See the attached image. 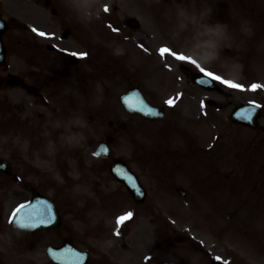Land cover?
<instances>
[{
    "label": "rangeland",
    "instance_id": "1",
    "mask_svg": "<svg viewBox=\"0 0 264 264\" xmlns=\"http://www.w3.org/2000/svg\"><path fill=\"white\" fill-rule=\"evenodd\" d=\"M110 1L113 0H102V3L107 4L110 3ZM116 1L117 4H115V6L117 11L115 10V14H117L118 20L122 18L127 11L128 13L135 12V14H137L135 0ZM253 1V3L248 4L247 0H203L204 3L210 4L214 9L213 21L218 20L220 22L228 23L239 44H247L250 42V39L253 38L258 41V43H253L255 47L254 52L247 51L252 52V54L250 53L248 55V58L251 59V64L243 62V60L240 59V62L244 64V79L238 84L241 85L242 88L232 89L217 82L219 86H222V92L225 93L223 95L225 96L226 101L232 103L254 101L255 103L263 105V70H260L258 67L264 69V67H261L264 63V50L262 51L264 48V29H258L255 26V29L253 30L254 35L250 38L242 36L239 31L240 21L244 19L240 14L242 8L249 7L252 12L254 7L256 9V15L264 16V0ZM25 3H29V1L0 0V4L8 15L15 13L17 10L21 18L24 19L23 22L20 21L19 18L17 19L13 16L15 22L10 35L14 38V43L9 49L11 52L10 71L14 73L17 72L19 67L25 66V57H27L25 53L26 35L24 33L25 30L22 29V27L25 25L31 26L39 32L43 29H47L49 32L52 31L51 22L53 20L48 18V21L45 22L47 19L45 18L44 10L38 11L37 9H34V11H32L31 9L33 8L29 5L23 6ZM10 4H15L16 7L9 8ZM138 4L142 5L148 12L152 13L156 26L152 21H149L147 17H141L142 28L136 32L129 31L125 25H119L116 21L115 23L113 22L114 25H117L120 29L119 34L116 35L119 42L118 46L115 45L116 39L114 37L112 39L108 37V41H105V37H100L99 39L94 36L95 38L91 37L93 40L87 36L79 37V32L82 31H80L81 29L78 26H72V36L64 38L62 33L65 26L71 25L70 22L61 23V28H57V34L60 36V39H57L56 37H46V40L35 39L42 42V45H58V48L61 50L60 52L54 50V54H52L54 57L52 58H48L47 55L48 67L52 74L58 75L60 69L67 65V54L75 53L81 57L82 54H87L86 57L82 58V65L80 68L72 70V73H66L63 76L67 80L73 79V84H67L69 87L66 88L64 92L79 97V102L76 101L79 105V110L86 114L89 123L94 130L93 136L95 138H101L102 135L104 136L105 134L112 133L107 126L108 121L115 123L124 121L128 124L126 130L119 131L117 134L118 143L116 151L119 153L118 155L123 159H126L127 162L132 165L143 180V184L151 191L153 196L159 198L161 197L159 191L162 189L173 190L174 187L172 186V183L182 186L193 185L192 180L186 179V176L182 175V173H171V167L166 164L164 158H162V163L165 161L164 167H169L167 174L172 177L169 179L164 177L162 179L160 178L161 175L167 176L166 170L160 166V159H158L160 153L166 152L165 143L170 142L172 144L167 148L169 154L170 152L184 153L183 149H185L187 157L190 159L192 158V154L190 153L189 148L183 144L184 141L181 136L183 135V132L181 131H193L192 128L195 127L194 130H199L201 132L200 136L194 132L195 138L197 137L199 140L206 138L209 135H212L213 139H215L216 135L219 137L220 132L221 134L230 137L232 140L231 128H235L231 126V123L228 122L226 118V114L230 107L227 110L225 109L226 111H224V113H220L218 110L216 111V109H210L208 107L209 109H207V111H211L212 113L209 114L208 118H205V122L201 123V121H195L196 117L200 115L198 102L201 103L200 100L204 99L203 96L217 99L220 98V94L215 91H199L192 87L190 79L187 77L188 73L191 71H200L199 68L191 63L181 62L175 58L176 55H184L182 50L186 46V42L191 38L192 31L181 27V21L177 15H172L166 18L164 16V10L161 7H156V4H153L150 0H138ZM71 18L80 21V17H77L74 14ZM114 19L116 18L113 13L110 16L99 15V18H92V21L95 23L97 21V25H104L105 21L109 20L112 22ZM263 19L264 18L262 17L260 25L263 24ZM254 23L252 22V26H254ZM99 28L101 30L100 34H103L104 32L106 34L109 33L107 28ZM93 29L94 28L90 27V31L85 29L84 32L92 33ZM26 30L29 32V29ZM28 34L31 35L30 32ZM177 37H179V39ZM90 39L91 41L89 42ZM17 40H21L22 43H19ZM106 46H108L111 51L102 50L101 52L100 49H104ZM162 48L169 49V52L161 55L160 50ZM238 50L237 53V47H235L230 49L227 54L223 52L222 55H229L228 57L238 56L241 58L243 55V53L240 52L242 51L241 46L238 47ZM53 63H55V65H53ZM182 66H185L188 70L182 69ZM94 73L95 79L93 80V84L96 88L95 95L93 99L90 98L89 101L86 102L85 94L81 91L83 89L78 86L75 77L82 79H86L84 77L91 78ZM110 74H112V76H110ZM171 83L173 85L168 87L167 85ZM253 84H258L260 87L253 91L251 89ZM133 86L140 87L152 103L157 105L166 104L170 107L168 116L164 121L147 122L139 117H130L124 112L118 101L119 96ZM237 90H240L241 92H238ZM92 95L93 91L91 93V96ZM170 100L173 101L172 105H169L168 103ZM65 102H69V100H65ZM65 102L63 103L64 107L66 106ZM192 121H195V124H193ZM198 122L199 124L197 125L196 123ZM263 123L264 116L262 117V124ZM185 124L188 128H185ZM223 125L226 127L223 128ZM214 126H216V128ZM221 127L223 129H221ZM173 129L175 130L172 131ZM2 131L3 130H0V156L7 154V148L9 146L8 136L3 134ZM177 131L179 135L176 133ZM194 134H190L189 132L191 137H193ZM211 141V138H206L204 142L207 144ZM24 145L26 144L24 143ZM26 148L27 146L23 147V153H25ZM173 161L174 160H172V162ZM182 161L183 160L178 162ZM92 162L94 167L101 166L103 168L105 166L95 160ZM53 166L52 163L48 162L39 167L48 171ZM194 166V163H192L193 170L195 169ZM17 169L22 170L23 167H18ZM103 173H105V175L107 173L104 168ZM199 173H201V171H199ZM190 174L193 173L190 172ZM88 178L89 180L85 184L83 190L84 200L82 204H84L85 201L90 200L88 205L92 210V207L93 209H96L101 206L98 196L99 192L104 193L107 190L117 188L118 185L113 181H111V185L107 183L106 180L110 179L108 174L106 175V180L104 179L101 182H98L91 173L88 175ZM24 198V194L9 196L7 202L4 203V219L8 210L17 201ZM165 202L166 203L161 202L164 209L170 204L168 201ZM159 215L165 217V220H160L159 223L157 222L156 224L155 222H152V215H147L145 213L137 214L134 222L132 221L133 223L129 224L127 228L123 230V237L128 230L130 233L126 238H132V235L137 233L140 227H143V230L147 232L149 237H176L171 224L168 228L165 227V224L167 223V214ZM108 216L111 215L108 214ZM112 216L114 217V215ZM182 216H184V214H182ZM188 216L190 217V220L187 222H185V219L180 216L179 218L181 220H175V226L173 227L177 231H189L193 234L196 230L193 226L197 220L195 215ZM157 228L158 230H156Z\"/></svg>",
    "mask_w": 264,
    "mask_h": 264
},
{
    "label": "flooded vegetation",
    "instance_id": "2",
    "mask_svg": "<svg viewBox=\"0 0 264 264\" xmlns=\"http://www.w3.org/2000/svg\"><path fill=\"white\" fill-rule=\"evenodd\" d=\"M28 88V87H27ZM31 89V88H29ZM45 102V99H40ZM38 117L41 120V113H38ZM30 123H33L31 120ZM42 124L38 125V129L41 128ZM32 129L35 127L31 126ZM38 138V135L36 136ZM36 195H43L44 190H33ZM260 191V190H258ZM48 192V191H46ZM55 193L51 191V194ZM174 199L175 196H170ZM203 201L206 204L202 207L206 215L203 216L202 235H204L203 247H197L196 249L192 246H188L186 238L179 237L176 241L182 242L188 246L190 254L194 260L189 257L187 263H184L180 258V253L176 252L174 246L170 247L172 251L168 256L161 254L157 259H152L153 263L156 264L158 261H164L167 257V261L170 264L172 261L178 260V264H215L210 256L213 254L227 258L228 264H247V262L255 257L252 250H256V244L264 245V204L260 197H256L259 200V205L255 206L252 202L250 195L244 196V199L240 202L238 195L234 194V191L229 193H223L221 191L218 196H214L211 193H204L202 195ZM186 202L191 204L192 197L185 193ZM264 202V201H263ZM175 207H171V210ZM153 211H158L159 207L153 205L151 207ZM214 221V226L211 221ZM257 233V234H256ZM258 235V240L257 236ZM25 250L29 252L35 251L40 247L44 256L42 257L43 262L50 261L46 250L48 246L55 248H61L65 244H71L76 249L86 252L87 259L84 264H116L112 260L115 259L110 253L108 247H103L99 240L95 237V229L91 227L90 230H85L74 223L72 228L64 229L63 226L47 231H35L24 235ZM232 246H236L234 252L229 253V249L225 248V243H229ZM194 243L191 240V244ZM204 248V250H200ZM191 252H194L192 254ZM142 255L146 254V251H142ZM154 255V254H153ZM152 255V256H153ZM156 256V255H154ZM50 264L51 261H50Z\"/></svg>",
    "mask_w": 264,
    "mask_h": 264
},
{
    "label": "clouds",
    "instance_id": "3",
    "mask_svg": "<svg viewBox=\"0 0 264 264\" xmlns=\"http://www.w3.org/2000/svg\"><path fill=\"white\" fill-rule=\"evenodd\" d=\"M70 6L82 18L88 20L99 18L103 9L102 0H70ZM177 8L181 27L192 31L191 38L182 50L184 56L195 61L200 68L215 72L225 80L241 82L244 79V64L240 62V58L222 55L225 49L239 47L229 24L213 21L214 9L203 0H185L184 3L178 4ZM239 31L242 36L250 38L254 35L252 22L242 19ZM48 126L57 133L55 139L48 140V146L53 151L57 149L58 144L80 147L93 135V128L82 111H73L67 117H59ZM88 217L93 226L102 218L96 217L94 211L89 212ZM26 255L34 264H43L44 252L40 247Z\"/></svg>",
    "mask_w": 264,
    "mask_h": 264
},
{
    "label": "snow or ice",
    "instance_id": "4",
    "mask_svg": "<svg viewBox=\"0 0 264 264\" xmlns=\"http://www.w3.org/2000/svg\"><path fill=\"white\" fill-rule=\"evenodd\" d=\"M107 10H108V9L105 8V11H107ZM33 31H35V29H33ZM38 34L41 35V36H44V35H45L43 32L38 33ZM160 52H161V55H164L165 53H168V52H169V49H167V48H162V49L160 50ZM74 55H75V54H74ZM86 55H87L86 53H85V54H82V58L86 57ZM175 58H176L177 60L181 61V62H188V63H191V64L195 65L197 68H199V70H200V72L202 73V75H203L204 77L209 78L211 81L219 82V83H221V84H223V85H225V86H227V87H229V88H232V89H241V88H242L241 85H239L238 83H236V82H234V81H231V80H225V79H223L221 76H219V75H217V74H215V73H213V72H210V71H207V70H205V69H203V68H200L199 65H196V64H195V61L191 60V59H190L189 57H187V56H184V55H176ZM259 87H260V85H258V84H253V85L251 86V89H252L253 91H255V90H256L257 88H259ZM168 103H169V105H172L173 101L170 100V101H168ZM257 107H258V106H257ZM16 211H17V213H19L20 209H17ZM131 216H132V213H128L127 216L120 217L119 220H118V223H123L125 220L130 219ZM52 219H53V218H52L51 216H49V222H51Z\"/></svg>",
    "mask_w": 264,
    "mask_h": 264
},
{
    "label": "water",
    "instance_id": "5",
    "mask_svg": "<svg viewBox=\"0 0 264 264\" xmlns=\"http://www.w3.org/2000/svg\"><path fill=\"white\" fill-rule=\"evenodd\" d=\"M129 99H130V94L124 96V97L122 98V101H123V103L127 104V103H128L127 101H128ZM126 106L128 107L129 110H135V106L132 105V104H128V105H126ZM144 111H145L146 114H148V110H147V107H146V106H144ZM147 117H149V118H153V115H152V114H149Z\"/></svg>",
    "mask_w": 264,
    "mask_h": 264
}]
</instances>
